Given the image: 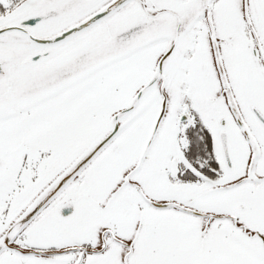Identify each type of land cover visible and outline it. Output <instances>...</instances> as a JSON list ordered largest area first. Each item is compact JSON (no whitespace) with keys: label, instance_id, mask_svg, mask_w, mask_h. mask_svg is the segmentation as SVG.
Masks as SVG:
<instances>
[{"label":"snow or ice","instance_id":"snow-or-ice-1","mask_svg":"<svg viewBox=\"0 0 264 264\" xmlns=\"http://www.w3.org/2000/svg\"><path fill=\"white\" fill-rule=\"evenodd\" d=\"M0 264H264V0H0Z\"/></svg>","mask_w":264,"mask_h":264}]
</instances>
